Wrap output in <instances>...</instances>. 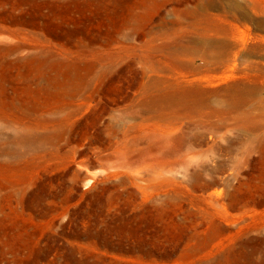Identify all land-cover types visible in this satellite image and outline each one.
<instances>
[{
    "label": "rangeland",
    "instance_id": "rangeland-1",
    "mask_svg": "<svg viewBox=\"0 0 264 264\" xmlns=\"http://www.w3.org/2000/svg\"><path fill=\"white\" fill-rule=\"evenodd\" d=\"M0 38V264H264V0H0Z\"/></svg>",
    "mask_w": 264,
    "mask_h": 264
},
{
    "label": "bare ground",
    "instance_id": "bare-ground-1",
    "mask_svg": "<svg viewBox=\"0 0 264 264\" xmlns=\"http://www.w3.org/2000/svg\"><path fill=\"white\" fill-rule=\"evenodd\" d=\"M67 66H68L67 70H69V69H73V70L77 69V65L72 64V63L67 65ZM60 75H62V73L54 75L52 81H53V83H55V86L53 85L51 88H48V90H47L50 94H54V93L57 92L56 91L57 90L56 86L59 85V83H60V81H59L61 79V78H59ZM22 92L24 93V95L32 96L33 94L37 93V90L36 89L35 90L30 89L29 87L26 86V87H23ZM35 104L36 103H32L33 106H35ZM76 173L78 175V172H76ZM79 178L83 180L85 178V175H83L82 177L80 176ZM89 181H90V179L87 180V182H89ZM15 225L19 226V224L16 223V222H15ZM213 228H214L215 232H219L222 229V225L218 224V223H215ZM221 247H225V243H220V244L216 245L214 247V249L211 250L209 253H206L205 256L213 254V251L219 250V248H221ZM214 254H216V253H214ZM211 258L212 257H210V256L206 257L204 260H201V262H199V264L220 263L221 260H222L221 259L222 257H218V256L215 257L214 259H211ZM131 260H133V259H131ZM174 261L175 262L173 264H195V262H192L191 260H187V259H184V258L175 259ZM135 262H136V264H150V263H145V262H142V261H135Z\"/></svg>",
    "mask_w": 264,
    "mask_h": 264
},
{
    "label": "water",
    "instance_id": "water-1",
    "mask_svg": "<svg viewBox=\"0 0 264 264\" xmlns=\"http://www.w3.org/2000/svg\"><path fill=\"white\" fill-rule=\"evenodd\" d=\"M11 44H12V41L9 38H0V46H10ZM191 64L194 66L200 65V64H194V63H191ZM232 83L233 82H227V83L219 84V85H216L214 87H211V90H221V89L227 88ZM75 170L78 172H81V169H79L77 167H75Z\"/></svg>",
    "mask_w": 264,
    "mask_h": 264
}]
</instances>
